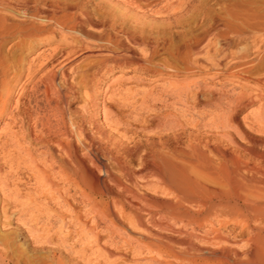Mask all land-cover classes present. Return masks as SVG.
Returning a JSON list of instances; mask_svg holds the SVG:
<instances>
[{"label": "bare ground", "instance_id": "6f19581e", "mask_svg": "<svg viewBox=\"0 0 264 264\" xmlns=\"http://www.w3.org/2000/svg\"><path fill=\"white\" fill-rule=\"evenodd\" d=\"M48 13H43L46 17L44 18L47 19L44 20L46 24L43 27L48 30L52 26V30L48 31L50 39L56 32L60 33L62 46L46 56L38 65V69L33 67L34 65H29L25 71L20 69L19 73L13 75L7 73L9 68H6L0 59V118L6 116L7 119L3 128L6 139L0 145V157L10 161L8 155L15 152L18 162L29 168L37 185L33 194L26 193L23 196L17 185L14 186V184L12 187L0 174V188L4 193L6 192L7 197L14 201L23 197L19 203L22 212L30 211L32 215L41 210L46 211L54 216L63 229L65 217L68 216L69 220L75 224V229L79 228L80 231L89 233L93 245L109 257L116 254L109 248L106 247V249L101 243V237L98 232H95L93 226L96 218L108 230V238L112 240L111 242L119 241L126 244L134 251L133 256L137 260L146 259L153 264H264V171L245 166L244 163L240 165V161L233 158L234 156L232 157L228 150L223 151L216 144L208 145V147H211L215 155L220 158L217 162L211 161L206 153L195 145H189L177 150H168V152L142 153L141 159L146 162L144 164L152 165L149 170L146 167L147 173L151 171L153 177L152 183L146 181L142 184L146 189L145 192L137 189L138 171L131 173L122 163L113 159L122 171L123 179L110 176V181L118 189L116 191L106 185L95 171V168L99 170L106 168L103 162L108 156L105 152L106 147L102 148V145L96 142L98 139H93L95 137L93 134L94 137L90 138L82 124L69 117V114L67 115V105L76 99V88L88 87L93 81L99 83L112 70L131 65L130 69L145 75L137 81L141 83L145 81L150 85L141 92V101L138 104L147 106L149 101L153 103L156 101L171 106L172 110L170 109L167 113L162 125L171 130L182 128L178 112L183 114V117L198 113L195 93L197 90L193 91L187 84L175 81L174 77L188 75L194 71L189 66H193L197 61L190 57L196 56L197 49L194 47L185 49L183 64L187 67H184V71H176L166 67L165 64L152 61L151 56L155 53L153 46L149 44V55L142 57L137 55L131 46V48L124 46L113 37L107 39L104 35H96L84 30V26L93 25L88 18L83 20V16L80 18L74 16L60 19L56 13ZM3 18H0V41L16 37L27 29L13 24L10 28L17 32L9 33V25H6L7 20ZM31 29L30 31L33 32L34 28ZM37 29L40 31L39 28ZM38 30L36 32H39ZM248 31L250 30L236 31L237 38L249 37ZM261 31L264 34V31ZM263 34L260 33L257 43L255 40L256 53L253 61L241 64L234 62L227 71L224 70L230 80L240 83V79L246 77L248 70L263 60ZM253 35L255 37L259 34ZM125 36L132 45L143 41L128 33ZM90 55L94 58L85 62L84 66L74 65L81 58ZM49 64L52 66L35 79V72ZM217 64L216 62L211 64V69ZM57 67L65 69L59 73ZM25 72L26 78L20 81ZM262 81L264 86V80ZM39 85L42 96L39 95L43 98L42 101L44 100L45 109H41L40 105L29 109L31 94L29 95L28 92L35 93ZM202 87L201 89H204V86ZM248 89L241 87L237 92L233 88L217 89L215 103L212 102L214 107L211 108L209 104V108L214 113L207 116L213 119L225 115L227 118L228 115L229 123L226 125L230 126V120L236 109L255 100L253 96L255 93ZM104 91L107 92V86ZM94 92L85 93L86 102L98 106L93 102ZM115 93H113L114 96L119 95L122 99L131 102L130 99H134L137 94L136 91L129 89ZM34 99L37 98L34 97ZM105 102L106 99H103L101 106L99 105L102 107L104 119L117 128L120 121L111 116V111L109 112V109L105 107ZM224 103L230 106L227 113L222 111ZM83 118L85 120V117ZM219 118L215 121L218 122ZM255 119L257 123L263 124L264 114L258 112ZM14 123H18L16 130L12 128ZM221 128L225 127L222 125ZM258 142L264 145L263 140L258 139ZM252 144L255 145V141L254 143L252 141ZM132 150L135 151V148ZM99 153L104 155L103 160L100 159ZM158 189L160 193L164 192L163 194L171 193L174 199L157 195ZM104 196H107V200ZM76 198L77 200L80 198L83 204L89 205L90 213L95 212L96 218L91 213L95 218L92 221L93 224L87 219L88 217H85L88 209L82 211L76 205ZM51 203L55 204L56 208L49 207L48 204ZM229 221L233 224L238 223L240 233H246L245 238L241 237V244L235 239L237 234L231 236L224 230Z\"/></svg>", "mask_w": 264, "mask_h": 264}, {"label": "rangeland", "instance_id": "374dc122", "mask_svg": "<svg viewBox=\"0 0 264 264\" xmlns=\"http://www.w3.org/2000/svg\"><path fill=\"white\" fill-rule=\"evenodd\" d=\"M45 12L56 13L60 19L74 16H79V18L83 16V20L88 18L95 25L94 27H92L93 25H86L84 30L96 35H104L107 39L113 37L120 43L122 42L121 44L124 46H131L136 54L142 57L149 55V44L153 46L155 53L151 56V60L157 64H165L166 67L176 71H184L187 67L183 64L186 48L194 47L198 51L196 56L190 57V59L197 61L193 64L194 67L189 66L194 71L188 75L174 77L175 81L187 84L193 91L197 90L195 93L197 97L196 111L198 113L183 117V114L178 112L182 128L171 130L162 125L165 116L170 109L172 110L171 106L156 101L154 103L149 101L147 106L138 104L141 101V92L149 88L150 85L145 81L144 83L137 81L139 78H144L145 75L130 69L131 65L123 69L112 70L99 83L93 81L88 87L76 88V99L67 105V115L69 114V117L82 124L84 131L87 132L88 136L90 135V138L95 136L93 139L97 138L96 142H99L102 148L106 147L105 152L108 158H104V155L99 153L101 160L106 159L103 161L106 168L104 170L95 168L97 175L106 185L116 191L118 190L110 181V176L122 179V171L114 163L118 160V163H122L131 173L138 171L137 184L139 185H137V189L145 192L146 189L142 184L146 181L152 183L153 177L151 171L147 173V167L149 170L152 165L144 164L145 161L141 159L144 152L146 154L159 151L168 152V150H177L189 145H195L203 150L211 161L217 162L220 158L215 155L216 153L211 147H208V145L214 146L216 144L221 150H228L227 152L232 157L234 156L233 158L240 161V165L244 163L245 166L264 171V155H261L264 153V145L262 146L258 142V139L264 141V123L259 124L255 119L258 112L264 114V86L262 85L264 58L248 70L246 77L240 79V83L230 80L229 76L225 74L229 69L228 67L234 62L241 64L253 61L256 53L255 40L257 43L260 33L263 34L261 30L264 31V0H0V16H2L0 18L4 17L3 19L7 20L6 25H9V28L13 24L21 25L22 29L27 28L16 37L0 41V59L6 68H9L7 69L8 74H17L20 69L25 71L29 65H34L33 67L38 69V65L46 56L62 46L60 44L61 34L56 32L55 36L50 39L48 31L52 30V26L48 30L43 27L46 24L44 20H47L43 14ZM33 28L36 30L34 31ZM241 29L250 30L248 31L249 37L237 38L236 31ZM9 30V33L17 32L13 29ZM37 30L39 32H36ZM127 33L140 41L143 40L144 43L138 42L137 45H132L125 36ZM254 33L259 35L254 37ZM92 57L93 55L83 57L74 65L84 66ZM215 62L220 67L216 65L211 69V64ZM50 66L52 65L49 64L45 68L37 70L34 78H38ZM56 69L60 73L65 68L59 69L57 67ZM22 75L20 81H24L26 72ZM200 82L203 84L201 85ZM106 86L107 92L104 91ZM202 86L204 89H201ZM241 87H247L249 91L255 93L253 95L255 100L236 109L232 121L230 120V126L226 125L229 123L228 115L227 118L226 115L220 118L216 117L219 118L218 122L215 121L216 118L211 119V116H207V114L212 115L211 113H214L209 108V104L211 108L214 107L212 102L215 103L214 98L217 96L215 93L217 89L233 88L237 92ZM37 88L39 89L35 93L28 92L29 95L31 94L29 109H34L36 105H40L39 107L44 110V100L42 101L43 98L40 97V95L42 96L40 94L42 89L40 85ZM127 89L137 92L134 96L135 100L130 99L133 103L122 99L119 95H113L114 92L118 94ZM198 90L201 91L198 92ZM87 92L95 93L93 94V96L95 95L93 102L94 104L97 103L98 106L86 102L85 93ZM258 94L262 95L259 96ZM228 98L230 99V96ZM103 99H106L105 107L109 109V112L111 111V116L120 121L117 128L110 121L104 119L103 110L100 107ZM136 101L138 102L135 104ZM148 105H152L151 108ZM228 105L223 104L222 107L226 108L221 109L223 113L229 112L230 106ZM206 107L213 112L207 110ZM5 117L0 118V145L6 139L3 130L7 122ZM222 125L225 128H221ZM12 128L16 130L18 123H14ZM250 140L253 143L255 141V145ZM134 148L138 153L132 150ZM11 153L8 155L10 161L0 157L1 176L7 179L12 187L17 185L23 196L26 193L33 194L37 185L32 172L27 166H24L20 161L18 162L19 159L15 152ZM139 156L140 158H138ZM144 166H147L146 169ZM160 192L158 189L157 195L173 198L171 193L163 194L164 192ZM8 198L12 200L0 188V264H153L146 259L137 260L133 256L134 251L126 244L119 241L111 242L112 240L108 238V230L99 222V219L97 220L95 212L94 214L91 212L96 219L93 218L94 216L89 211V205L83 204L80 198L78 200L76 198V205L82 211L88 209L86 210L88 214L86 213L87 216L85 217H88L87 219L91 220V223L94 219L96 220L95 223L97 224L93 222V226L95 232H98L101 237V243L116 255L110 257L105 255L93 245L89 233L82 232L79 228L75 229V224L69 220L68 216L65 217V228L63 229L54 216L46 211L41 210L32 215L30 211L22 212L19 203L23 197L16 199L18 202ZM104 199L107 200V196H104ZM50 205L52 203L48 206L56 208L55 204ZM229 222H227L224 230L231 236L237 234L235 239L241 244V239L246 237V233H240L238 223ZM91 223L89 224L91 225ZM66 231L68 233H65Z\"/></svg>", "mask_w": 264, "mask_h": 264}]
</instances>
